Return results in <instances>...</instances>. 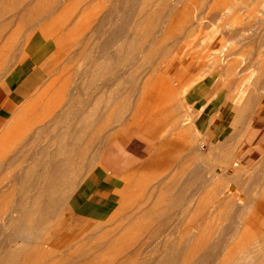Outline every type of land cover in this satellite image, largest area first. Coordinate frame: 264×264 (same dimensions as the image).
Listing matches in <instances>:
<instances>
[{
	"label": "rangeland",
	"instance_id": "374dc122",
	"mask_svg": "<svg viewBox=\"0 0 264 264\" xmlns=\"http://www.w3.org/2000/svg\"><path fill=\"white\" fill-rule=\"evenodd\" d=\"M60 1L0 0V107L4 82L25 58H43L44 74L23 102L0 111V136L9 133L0 142V224L32 181L45 187L30 205L48 181H73L65 207L42 215L39 236L17 244L18 263L90 264L104 240L96 254L115 264H224L229 247L231 264H264V151L254 145L264 130V0L138 1L127 19L121 0ZM49 6L54 14L39 17ZM113 27L128 34L105 51ZM197 119L215 123L210 134ZM63 142L72 161L58 174L43 150L60 153ZM122 144L126 155L114 162ZM97 175L104 193L80 215L77 202Z\"/></svg>",
	"mask_w": 264,
	"mask_h": 264
},
{
	"label": "bare ground",
	"instance_id": "6f19581e",
	"mask_svg": "<svg viewBox=\"0 0 264 264\" xmlns=\"http://www.w3.org/2000/svg\"><path fill=\"white\" fill-rule=\"evenodd\" d=\"M61 1H63V2H65L64 0H61ZM60 1V2H61ZM71 2H72V0H70ZM142 2V3H144L145 1H147V0H121V2H123L124 4H125V9L127 10V11H125V9L123 8V10L125 11H123L121 8L123 7H121L120 8V10H118V8H117V10H118V12H119V14H122V11L124 12L123 14V18L124 19H127V18H130L131 16H133V14H134V12H133V7L135 6V5H137V2ZM45 2V1H44ZM57 2H58V0H57ZM70 2V3H71ZM118 2V1H117ZM62 3V2H61ZM55 4V3H54ZM58 4V3H57ZM51 5V4H50ZM56 5V4H55ZM62 6V5H61ZM61 6H59V7H61ZM115 6V5H114ZM114 6H112V7H114ZM118 6V5H117ZM116 6V7H117ZM120 6V5H119ZM128 9H127V8ZM111 9V8H110ZM113 10H115V9H113ZM112 10V11H113ZM52 10H51V6H49L45 11H43V13L39 16V17H41L42 19L43 18H47V15H49V13H53V12H51ZM114 12V11H113ZM113 12L111 13L112 15H113ZM116 12V11H115ZM109 13V14H110ZM54 14V13H53ZM110 14V16H112ZM117 14V13H116ZM138 14L140 15L141 13H139L138 12ZM138 14H137V16H138ZM52 16V15H51ZM112 18V17H111ZM114 18V17H113ZM73 19V18H72ZM106 20V19H105ZM122 20V19H121ZM39 21H41V20H39ZM43 21V20H42ZM28 22H30V21H28ZM105 22V21H104ZM107 22V21H106ZM109 23H110V21H108ZM77 23V22H76ZM113 24V23H112ZM114 25V24H113ZM75 27V26H74ZM110 27H111V24H110ZM118 27H120V25L118 26ZM69 28V27H68ZM114 28V27H113ZM122 28V27H121ZM53 29V28H52ZM72 29V28H71ZM30 30V29H29ZM46 30V29H45ZM48 30H50V29H48ZM55 30V29H54ZM66 30V29H65ZM115 30V28L114 29H112L111 28V30H109V31H111L112 33H110L109 34V36L106 38V36L103 38L104 40H105V38H106V41H104L103 40V42L104 43H102L101 44V47L103 48V50H105V51H107V49H109V45L111 44V41L113 40V39H115V37H116V39H118V41H119V39H124L125 38V34L127 33V32H125V28L123 29L122 28V30H124V31H122V30H119V31H113ZM77 31V30H76ZM104 31H108V30H104ZM127 31V30H126ZM52 32L54 33V31L52 30ZM51 32V33H52ZM57 32V31H56ZM55 32V33H56ZM123 32H125V34L123 33ZM15 33V32H14ZM47 33V32H46ZM53 33H52V36L51 37H54L53 36ZM75 33V32H74ZM123 33V34H122ZM131 33V32H130ZM129 33V34H130ZM76 34V33H75ZM128 34V33H127ZM123 35H124V37H123ZM46 36V35H45ZM127 36V35H126ZM130 36V35H129ZM3 38V37H2ZM10 39V38H9ZM61 39V38H60ZM126 39V38H125ZM124 39V40H125ZM43 40V39H42ZM55 40V39H54ZM126 41H129V37H128V40H126ZM41 42V41H40ZM39 42V43H40ZM56 42H59V41H56ZM56 42H54V44L56 43ZM114 42V41H113ZM115 42H117V41H115ZM114 42V43H115ZM123 41H120L119 43L121 44ZM1 43V42H0ZM38 43V42H37ZM113 43V44H114ZM118 43V47H119V49H120V46H122L121 48H123L124 47V45H120ZM124 44H127V45H129V47L131 46L130 44H128V43H126L125 41L123 42ZM122 43V44H123ZM30 44H31V42H30ZM34 44H35V42H34ZM60 44V43H59ZM115 45H117L116 43H115ZM100 46V45H99ZM133 47V46H132ZM33 48V47H32ZM102 48H100V49H102ZM131 48V47H130ZM130 48H128V49H130ZM121 50L122 49H120V52H121ZM132 52H133V50H135V48L132 50V48L130 49ZM130 50H128V51H130ZM109 51V50H108ZM124 51H125V49H124ZM127 52L126 51V53H132V52ZM1 52H2V49H0V54H1ZM111 52V51H110ZM116 52L118 53V49H116ZM134 52H136V51H134ZM102 53V52H101ZM123 52H121V54H122ZM125 53V52H124ZM123 53V54H124ZM121 54H120V56H121ZM133 55V54H132ZM132 55L131 54H129V55H127V58H126V60L127 59H130V61H132L131 59H132ZM139 55V54H138ZM97 56V55H96ZM112 56V55H111ZM128 56H131V58L129 57L128 58ZM114 57V56H113ZM117 57H118V55H117ZM134 57V56H133ZM142 57V56H141ZM162 57V56H161ZM139 58H140V56H139ZM167 58V57H166ZM120 59V58H119ZM138 60V59H137ZM135 61V60H134ZM139 61V60H138ZM141 61V60H140ZM127 62H129L128 60H127ZM167 62V61H166ZM106 63V62H105ZM112 63V62H111ZM126 63V62H125ZM93 64V63H92ZM104 64V63H103ZM102 64V65H103ZM115 64V63H114ZM128 64H130V63H128ZM136 64V63H135ZM106 65V64H105ZM126 65V64H125ZM124 65V66H125ZM104 66V65H103ZM105 67V66H104ZM106 67H108V66H106ZM95 68V67H94ZM125 68H127V67H125ZM128 68H129V66H128ZM97 71H98V69H97ZM129 71V70H128ZM228 71V70H227ZM125 72V71H124ZM127 72V71H126ZM119 74V73H118ZM117 74V75H118ZM127 74V73H126ZM125 75V74H124ZM232 75V74H231ZM112 76H113V74H112ZM112 76H111V78H112ZM119 76V75H118ZM115 78V77H114ZM120 80V79H119ZM106 82H108V81H106ZM98 83V82H97ZM118 84V83H117ZM96 85V84H95ZM105 85V84H104ZM114 85V84H113ZM116 85V84H115ZM110 86V85H109ZM106 88V87H105ZM239 88V87H238ZM96 89H97V87H96ZM243 91L244 90H242V92H241V96H243ZM87 102V101H86ZM30 103L31 102H29V103H26L25 105H23V106H21V108L19 109V111H21V113H25L26 112V110H28V108H29V105H30ZM87 104V103H86ZM177 105V104H176ZM82 108V107H81ZM87 108V107H86ZM85 110V109H84ZM64 112V111H63ZM62 112V113H63ZM72 113V112H71ZM75 113H77L78 114V112H75ZM76 114V115H77ZM62 115V114H61ZM74 116V115H73ZM72 117V116H71ZM78 117H80V116H78ZM19 118V117H18ZM65 118L63 117V120H64ZM75 119H76V116H75ZM61 120V119H60ZM66 120H67V118H66ZM76 124V123H75ZM70 125V124H69ZM69 125H68V127H69ZM72 125H70V127H71ZM75 128V127H74ZM78 128V127H77ZM76 128V129H77ZM73 129V128H72ZM75 132V131H74ZM6 134H9L7 131H4L3 132V134L0 136V142H2V140L4 139V137H6ZM77 144V140H74L73 142H71L69 145H70V149H72V150H74L75 149V147L77 146L76 145ZM50 146V144L48 145V146H46L45 147V149L43 150L44 151V153H45V157H46V164H48V166L51 168V169H53V171L56 173V172H58V174L59 173H61V170H62V168H65V167H63V165H65L66 166V164L68 163V162H70V161H72V157L71 156H65V154H64V151L66 150V147L68 146L67 145V143L66 142H63V145L61 146V148H59L58 149V151H61L60 153H54V154H51V155H49V147ZM62 153V154H61ZM64 155V156H63ZM61 163V164H60ZM68 165V164H67ZM82 171V170H81ZM75 175H77V173L75 174V173H71V176H75ZM45 176V175H44ZM69 182H70V184H69ZM73 181H71V180H58V179H53L52 181H48V184H47V194H40L39 195V197L37 198V202H35V203H32L31 205H30V202H29V200L31 199V196H32V193L31 192H36V193H38L39 192V190L41 189V188H44L45 186L44 185H42V180H35V181H32V183H31V185H30V187H25L24 189H25V191H26V194L25 195H23L20 199H22V200H20L14 207H13V209L11 210V212L9 213V214H6L5 215V217H3L2 218V223L0 224V230H1V232H0V264H19L18 263V261H17V258H16V251L18 250V247L19 246H17V244L21 241L22 243H25V241H30V240H33V239H35V238H37L38 236H39V234H38V230H39V232H40V224L41 223H45L44 222V218H43V216L42 215H45V216H50V215H54V214H56V212H57V210L59 211V209H61V207L62 206H64L65 207V205H63L64 203V198H65V193H67V191L70 189V190H73V189H71V186L70 185H72L71 183H72ZM47 183V182H46ZM137 184V183H136ZM70 187V188H69ZM80 187V186H79ZM90 187V186H89ZM127 188V187H126ZM89 189V188H88ZM43 190V189H42ZM69 190V192H71ZM123 190V189H122ZM45 192V191H44ZM44 192H42V193H44ZM62 192L64 193V194H62ZM73 192V191H72ZM80 192L81 191H78L77 193V195H79L80 194ZM122 195H124V194H122ZM105 196V195H104ZM179 196V195H178ZM144 197V196H143ZM146 198V197H145ZM123 199V198H122ZM180 199H182L181 197H180ZM182 201V200H181ZM129 202V201H128ZM181 203V202H180ZM185 203V202H184ZM67 204H68V202H67ZM125 204V203H124ZM127 204V203H126ZM73 205H75V202H70V205H69V207L68 208H72L73 207ZM181 206V205H180ZM183 206V205H182ZM35 209H37V212H39L38 214H41L40 215V217L38 216V217H32V214H33V210H35ZM67 210V209H66ZM70 210V209H69ZM136 210V209H135ZM132 211V210H131ZM60 212V211H59ZM64 212V211H63ZM66 212V211H65ZM64 212V213H65ZM135 212V211H134ZM133 212V213H134ZM18 214V216H14V214ZM132 213V214H133ZM131 214V213H130ZM129 214V215H130ZM61 215V214H60ZM62 216V215H61ZM133 217V216H132ZM123 218V217H122ZM124 218H127V217H124ZM49 219V218H48ZM60 219H61V217H60ZM116 221V220H115ZM49 223V222H48ZM115 223V222H114ZM47 224V223H46ZM50 224V223H49ZM100 224V223H99ZM104 227H106V226H104ZM42 229V228H41ZM44 229V228H43ZM9 231V233H7L6 235H5V231ZM90 231V230H89ZM154 231V230H153ZM43 232V231H42ZM161 232V231H160ZM50 234V233H49ZM1 235L2 236H4V238L1 240ZM154 235V234H153ZM87 237V236H86ZM151 238H153L152 236H151ZM102 239V238H101ZM149 239V238H148ZM155 238H153V240H154ZM164 240H166L165 238H163ZM97 240H100V238L99 239H97ZM103 240V239H102ZM157 240V239H156ZM155 240V241H156ZM148 241V240H147ZM152 242V241H151ZM150 242V243H151ZM11 243H14L15 244V246H16V248L15 249H11ZM153 243V242H152ZM14 244H12V245H14ZM95 245H94V247L95 248H97L96 249V251H101L102 250V247H104L105 245H106V241H104L103 240V242L102 241H100V242H96V243H94ZM21 246L23 245V244H20ZM142 245H144V244H142ZM228 246V245H227ZM229 247V246H228ZM13 248V247H12ZM227 248V247H226ZM254 248H256V249H258L259 248V246L257 245H255L254 244ZM36 250V249H35ZM34 250V251H35ZM42 250H44V249H42ZM38 251V250H37ZM96 251L95 252H93V253H91V255H89V257H92L91 258V261H90V264H115V260L116 259H111V260H108V261H105V260H103V259H100V257H101V254L100 253H98V254H96ZM143 247H141L140 246V249H138V250H136V253H135V255H136V257H141L142 256V253H143ZM230 247H229V249H227L226 250V252H224V250H223V252H224V254H223V263L224 264H231V260L230 261H228V257H229V255H230ZM40 252H44V251H41L40 250ZM36 253V252H35ZM38 253V252H37ZM48 253V252H47ZM3 254V255H2ZM53 254V253H52ZM144 254V253H143ZM37 255V254H36ZM40 254L38 253V257H43V255H42V253H41V255L39 256ZM49 255V254H48ZM47 255V256H48ZM247 256H249V253L247 254ZM38 257H35V259L36 258H38ZM211 258H212V256H211V254H209V255H207V256H205V258L203 259V262L204 263H208L210 260H211ZM48 259V258H47ZM46 259V260H47ZM38 260H40L41 261V259L39 258V259H37V261ZM49 260V259H48ZM36 262V261H35ZM39 262V261H38ZM36 264V263H35ZM38 264H41V263H38ZM239 264V263H238Z\"/></svg>",
	"mask_w": 264,
	"mask_h": 264
},
{
	"label": "crops",
	"instance_id": "0c3cea01",
	"mask_svg": "<svg viewBox=\"0 0 264 264\" xmlns=\"http://www.w3.org/2000/svg\"><path fill=\"white\" fill-rule=\"evenodd\" d=\"M47 56L48 55L45 56L46 60L42 62L41 66L46 63L47 58H48ZM42 60L43 58L41 60H38V59L30 60L28 58H25V60L21 62L20 74L16 75L14 79L12 80V82H8V81L4 82L2 86V96H1L2 106L0 107L1 108L0 111L2 114H6L7 111H9L12 106H15L18 103L23 102L24 98L29 94V92L33 91L41 84V82L43 81L44 74L42 70L39 68V64L41 63ZM178 73H179L178 77L180 79H183L184 77H186V75H184V73L179 69H178ZM206 97H207V86L204 87L201 100L199 99L200 100L199 103L203 105V108L205 106L204 101ZM220 123H227L226 117L221 118L216 124H220ZM132 124L133 122H129L125 124L124 126L126 130ZM196 124L199 128H201L202 131L209 133L208 130H209L210 125L215 124V123L209 124L207 123L206 120L205 121L203 120V122H201V119H197ZM119 133L121 134V132ZM254 145L255 147L257 146L261 148V151H264V130L258 135V138ZM111 148H112V145L110 149ZM108 151L104 152L105 155H107ZM124 152L125 150H124V145H123V149L121 148L120 150L118 149L115 151L114 162L121 163L123 161V158L126 155ZM109 162L106 159L101 161V166L104 170L109 169L107 167V165L110 164ZM118 169L119 167L115 168L112 173L116 175ZM97 177L99 178L101 177V175H97ZM102 184H103V181L101 180V178L95 180L94 186L89 191L88 195L84 196L80 202H77L78 203L77 205L79 206L77 209L78 211H80V215H85L86 212L90 209L89 203H91L94 195H97L99 197L101 196L102 193H104V191L101 190ZM100 199L101 197H99V200Z\"/></svg>",
	"mask_w": 264,
	"mask_h": 264
}]
</instances>
